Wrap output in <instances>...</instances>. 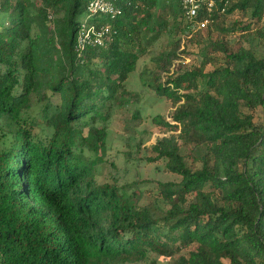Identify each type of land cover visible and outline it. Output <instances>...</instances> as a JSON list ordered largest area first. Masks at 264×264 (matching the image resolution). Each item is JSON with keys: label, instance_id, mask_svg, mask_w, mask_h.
Returning a JSON list of instances; mask_svg holds the SVG:
<instances>
[{"label": "trees", "instance_id": "trees-1", "mask_svg": "<svg viewBox=\"0 0 264 264\" xmlns=\"http://www.w3.org/2000/svg\"><path fill=\"white\" fill-rule=\"evenodd\" d=\"M90 1L0 0V264H264V0L195 19L182 0H118L100 18ZM90 29H108L103 45H79ZM194 31L196 65L171 73ZM163 37L143 84L171 102L152 124L172 133L145 156L180 179L99 183L109 123L139 97L128 79Z\"/></svg>", "mask_w": 264, "mask_h": 264}, {"label": "rangeland", "instance_id": "rangeland-1", "mask_svg": "<svg viewBox=\"0 0 264 264\" xmlns=\"http://www.w3.org/2000/svg\"><path fill=\"white\" fill-rule=\"evenodd\" d=\"M103 14L99 13L98 18ZM243 17L240 12L229 17L227 26H232L235 22L241 20ZM264 30V22L262 25ZM207 30H202L201 34L204 37ZM255 31L253 30L252 33ZM198 32H191L187 36L182 33L177 34L176 39L182 38V45L179 52L182 54L181 60L175 62L173 73L180 66L183 69L190 68L196 65L197 52L199 49L196 43ZM251 33V34H252ZM243 32L238 29L231 35V40L238 46V44L249 45V41L244 38ZM254 38V35L250 36ZM169 39L164 37L155 45L151 54H144L138 63V69L131 74L128 79L127 87L131 92L139 93V97L133 98L128 106L120 108L116 111L114 118L110 121L108 126V138L106 149V161L99 166V173L97 180L99 183L109 181L118 185L136 182L141 187L147 189L155 188L159 182L179 181L180 177L164 170V163L161 161L151 163L146 160L145 155L148 154L145 150L157 142L159 138L170 135L172 132L164 127H159L152 124V117L159 114L170 119L169 115L173 110L171 102L165 99H160L155 91L143 82L147 78L152 77L149 73L144 72L146 68L153 67L150 59L157 55L160 48L162 49ZM255 48H259L258 53H261L262 43L259 39L252 41ZM182 51H185L182 53ZM151 63V64H150ZM167 75L162 74V80L166 79ZM137 111V112H136ZM138 111L140 114H138ZM141 118H137L140 116ZM178 134L179 131H174ZM189 148L185 147V151ZM193 159V158H192ZM194 160V159H193ZM191 164L199 167L198 161L194 162L190 159ZM150 195L145 193L141 204L148 203ZM153 261V262H151ZM149 262H131L127 261L122 264H168L166 260L161 258H152Z\"/></svg>", "mask_w": 264, "mask_h": 264}, {"label": "built area", "instance_id": "built-area-1", "mask_svg": "<svg viewBox=\"0 0 264 264\" xmlns=\"http://www.w3.org/2000/svg\"><path fill=\"white\" fill-rule=\"evenodd\" d=\"M118 0H91L89 2V10L93 14H103L104 16L116 17L121 14V9L117 5ZM183 8L189 18L195 19L199 15V11L203 6H206L208 11H211L215 5V0H182ZM208 23V19L197 22V28H205ZM108 29H100L94 31L90 29L84 34L79 41L80 46H84V43L90 38V34H94V42L98 45H103V39Z\"/></svg>", "mask_w": 264, "mask_h": 264}]
</instances>
